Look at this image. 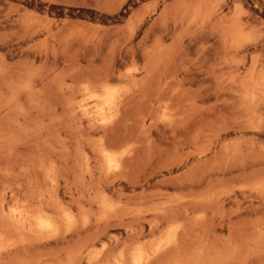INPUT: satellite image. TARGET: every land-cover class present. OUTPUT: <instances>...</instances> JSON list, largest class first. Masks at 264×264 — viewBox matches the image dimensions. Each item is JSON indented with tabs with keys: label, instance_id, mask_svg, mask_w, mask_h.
Instances as JSON below:
<instances>
[{
	"label": "rangeland",
	"instance_id": "obj_1",
	"mask_svg": "<svg viewBox=\"0 0 264 264\" xmlns=\"http://www.w3.org/2000/svg\"><path fill=\"white\" fill-rule=\"evenodd\" d=\"M138 252L264 264V0H0V264Z\"/></svg>",
	"mask_w": 264,
	"mask_h": 264
},
{
	"label": "bare ground",
	"instance_id": "obj_2",
	"mask_svg": "<svg viewBox=\"0 0 264 264\" xmlns=\"http://www.w3.org/2000/svg\"><path fill=\"white\" fill-rule=\"evenodd\" d=\"M113 92L111 91H106L104 94H102V103L104 104V108H102L101 112H103L105 110L106 107L110 106L112 103V99H113ZM113 109V108H112ZM103 119V117H102ZM106 119V118H105ZM104 119V121H105ZM106 122V121H105ZM106 157V161H107V165L110 169H118L120 166V162L117 158L113 157V156H104ZM70 214V213H69ZM35 226L37 227V229L41 230V231H48V230H52V228L54 227L53 224L42 217H38L36 219V223ZM135 256L131 259L133 264H141V262L144 260V254L142 252H138L136 254H134ZM146 258V257H145ZM120 264V263H119Z\"/></svg>",
	"mask_w": 264,
	"mask_h": 264
}]
</instances>
